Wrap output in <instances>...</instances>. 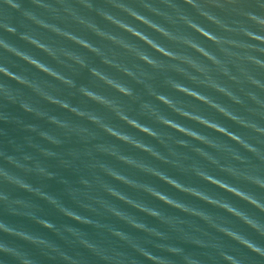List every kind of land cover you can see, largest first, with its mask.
Here are the masks:
<instances>
[{"label": "clouds", "instance_id": "obj_1", "mask_svg": "<svg viewBox=\"0 0 264 264\" xmlns=\"http://www.w3.org/2000/svg\"><path fill=\"white\" fill-rule=\"evenodd\" d=\"M0 264H264V0H0Z\"/></svg>", "mask_w": 264, "mask_h": 264}, {"label": "water", "instance_id": "obj_2", "mask_svg": "<svg viewBox=\"0 0 264 264\" xmlns=\"http://www.w3.org/2000/svg\"><path fill=\"white\" fill-rule=\"evenodd\" d=\"M22 3H23L24 6H27V0H22ZM30 51L34 52V50H30ZM34 54L37 55V56H40L39 53H34ZM36 75L38 76V74H36ZM84 79H85V77L82 75L81 76V82H83ZM73 102H75V101H73ZM9 135H11L10 132H9ZM66 147H72V145H68ZM46 163H48L49 165L53 166L50 170L56 172L57 175L53 178V180L44 182L45 183L44 191L48 192L49 194H51L53 196H56L57 198L61 199L64 203L68 204L69 201L67 200V197L64 195V192H63L64 185L58 183V180L59 179H63L65 181H67L69 184H71L76 179L75 175L71 172V170H67L66 171V170L55 168L54 167V164H55L54 161H47ZM157 186L162 191H167L171 195L179 196V194H177V193H172L171 190L167 189V187L164 186V185H160V184L157 183ZM20 195H23V194H20ZM130 195H134L135 196L137 194H131L130 193ZM220 195H224V194L220 193ZM36 203H37V205L40 208V214L44 218L52 221L53 223H55L57 225L69 223L68 221H65L62 217L58 216L47 205L43 204V202L37 201ZM151 203H155V202H151ZM15 222L21 224L23 227H25V228H27V229H29L31 231L39 232V233H41L44 236L52 238V237H50V234H48L46 232H43L42 229H39L37 226L32 225V224H30V223H28L26 221L16 220Z\"/></svg>", "mask_w": 264, "mask_h": 264}]
</instances>
